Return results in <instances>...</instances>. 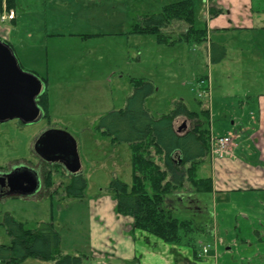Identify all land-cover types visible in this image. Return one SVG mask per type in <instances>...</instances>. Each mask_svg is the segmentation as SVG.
Masks as SVG:
<instances>
[{
  "label": "rangeland",
  "instance_id": "1",
  "mask_svg": "<svg viewBox=\"0 0 264 264\" xmlns=\"http://www.w3.org/2000/svg\"><path fill=\"white\" fill-rule=\"evenodd\" d=\"M178 1L184 0H15L16 19L14 22L0 21V35L7 36L6 43L22 69L43 81L47 113L36 123L23 124L19 120L0 123V194L8 189L4 175L9 171L19 166H38L40 158L34 151V144L43 132L50 129L67 132L75 139L81 160L80 175L87 181V188L83 199L69 200L65 196V187L71 181L69 175L62 167L40 164L42 177L40 175L36 194L0 199V245L8 246L12 242L3 224L6 215L22 222L27 229H36L41 222L53 223L61 236L63 252L84 255L85 264H119L121 262L116 257L126 260L132 253L131 245L134 242L142 244L136 236L125 232V238L121 235V239L115 231L106 244H119L123 248L120 257L107 253L104 258L96 250L100 244H105L115 222L109 221L113 218L111 203L116 202L110 191L111 182L118 179L129 187L133 182L131 147L128 143L114 142L98 127L107 114L125 107L133 91V80H148L155 85L156 91L145 104L154 118L170 114L177 101H183L193 112L214 107V112L211 110L214 114L212 126L208 122L206 128L210 130L212 127L218 136L228 132L234 135L238 131L239 139L228 136L231 138L228 150L244 165L256 167V172L247 170L243 173L247 177L240 176L243 181H250V174L257 175L258 179L251 183L258 187L263 185V175L258 171L259 167L264 168V143L263 148L255 146L249 137L264 130V120L260 117L264 108L258 96L260 93L264 96V0L253 6L254 26L232 29L228 21L233 20L231 16L224 19L226 30L220 31L214 26L222 21L217 17L228 13L235 17L238 8L242 11L245 6L239 3L213 6L210 0H191L195 7L196 27L206 30L207 38L213 43L227 48V58L220 64L211 63L205 48L207 41L166 46L159 43L155 34H132V25L141 18L162 13L167 6ZM212 9L223 12L212 17ZM4 12L10 11L5 9ZM242 20L248 21L245 13ZM184 32L185 26L181 23H172L163 31L172 37ZM210 75L211 82L208 81ZM201 80H204L203 84ZM208 84L209 95L200 97ZM195 123L180 117L175 120V126L180 124L179 133L190 130ZM240 125H243L241 132ZM236 141L241 151L239 154L234 153ZM48 170L52 171L54 183L49 191L43 184L44 173ZM211 174L212 161L207 155L200 164L198 177L209 178ZM49 194L54 195V199ZM258 194L230 197V204L224 207L227 210L219 208L218 221L226 222L222 230L231 231L229 239L251 236L256 244L258 237L254 231L264 226V211L259 207L261 202L264 205V193ZM171 196L192 200L196 193L186 183L184 190ZM199 196L203 207L191 204L195 206L188 205L187 210L177 201L176 207H172L176 218L194 222L198 230L193 236L196 249L202 251L203 245L209 243L212 249L208 256L204 255L205 259L216 254L215 260L228 264H234V260L236 264H250L241 262L247 257L244 250H249L242 242H236L232 251L227 249H231L230 243L217 251L218 244L215 247L205 231L207 228L213 231L211 210L221 203L207 193ZM97 201L104 202L102 210L105 213L97 211L100 205ZM165 207L169 208V202ZM98 213L105 217L104 221L98 219ZM107 221L110 225H105ZM21 264L53 262L28 258Z\"/></svg>",
  "mask_w": 264,
  "mask_h": 264
},
{
  "label": "trees",
  "instance_id": "2",
  "mask_svg": "<svg viewBox=\"0 0 264 264\" xmlns=\"http://www.w3.org/2000/svg\"><path fill=\"white\" fill-rule=\"evenodd\" d=\"M15 5V0H0V17L5 9L15 10ZM210 12L215 17L223 10L212 9ZM172 23H181L185 32L177 37L164 34ZM131 32L155 34L159 43L166 46L208 40L207 31L196 27L195 7L191 0L172 3L162 13L141 18L132 25ZM226 53L225 46L211 42V63L220 64ZM155 91L151 81L133 80V91L125 107L110 112L100 121L98 128L103 133L110 135L114 142L128 143L132 150V186L114 179L110 191L117 203V213L133 220V233H146L166 244L187 247L192 250L193 257L199 259L200 253L193 240L198 231L194 222L179 220L165 203L169 196L184 190L186 183L196 194L212 190L210 178L198 177V167L210 154V130L206 128L210 123V112H191L183 101H177L170 114L154 118L145 104ZM39 105L47 113L46 91L40 97ZM179 117L196 123L189 131L178 133L175 120ZM44 175V188L49 191L54 187L52 171L48 170ZM70 180L65 187V196L69 200L83 199L87 188L84 176H72ZM49 197L54 199V195L49 194ZM3 224L12 242L8 246L0 245V264H21L28 258L53 264H85L84 255L63 252L61 236L53 223L41 222L36 229H27L22 222L6 215Z\"/></svg>",
  "mask_w": 264,
  "mask_h": 264
},
{
  "label": "crops",
  "instance_id": "3",
  "mask_svg": "<svg viewBox=\"0 0 264 264\" xmlns=\"http://www.w3.org/2000/svg\"><path fill=\"white\" fill-rule=\"evenodd\" d=\"M204 1L205 0H203V2ZM259 1H261V0H210V2L212 3L213 6H222V4L224 6H228L229 3H231V4L239 3L240 6H245L242 11L240 8H238V10L235 14V17L233 15H231L230 13H228L226 15H222V14L219 15L217 18L221 19L222 21L214 25L216 28V31L226 30L227 22L225 23L224 19L225 18L228 19L231 16H232L233 20L232 21L228 20V21L231 23L232 29L233 28L241 29V28L247 27V26H254V24L252 22V19L254 18V14H253L254 7L253 6H255V4L258 3ZM224 2H226V3H224ZM231 4H230V6H233ZM244 13L248 16V21L242 20V17H244ZM251 14H253V17H251L249 19V15H251ZM233 21H235V23ZM1 30L2 29H0V31ZM208 35H209V32H208ZM6 37L7 36L0 35V38L3 41L8 42ZM211 42L212 41L208 38L206 45H205V48H206L207 54H209V57H210V44H211ZM226 50H227V48H226ZM227 54H228V51L226 53V58H227ZM226 58L221 63H223L226 60ZM211 72L213 73L212 69H211ZM212 73H211V75H212ZM211 75L209 76L210 81H212ZM203 82H204V80H201V83H203ZM258 96H259V100H260V105L262 108H264V96L261 93L258 94ZM242 105H244V103ZM211 110H212V112H214V107H213V109L211 106L209 108L210 121L212 123V118H213L214 114L211 113ZM191 112H193V111H191ZM223 112H224L223 115H225L226 114L225 111H223ZM260 117L264 120V109H262ZM180 118H185V117H180ZM263 124H264V122H263ZM232 125L233 126L235 125L234 121H232ZM242 128H243V125H240V132H241ZM262 128L264 129V125H262ZM186 131H189V129L185 130L184 132H186ZM212 135L218 137V135H215L213 133V131H212ZM223 136L224 137L225 136H231L233 138L235 137V139H239V137L241 135H240V133H238V131H235L234 135H232L231 133L228 132L224 135H220V137H223ZM262 138L264 139V130L254 132L253 135H250V137H249V139H252L254 141L255 146H260L263 148L262 143H264V140H261ZM236 146H237V148L234 149V153H235V151H236V154L241 153V151H239L240 148L237 144V141H236ZM208 156H210L211 161H212V174L209 177L211 179V182H212V190L207 192V194L212 195L214 201H216V202L219 201L221 203V205L216 204L215 206H213V210H211V212H212L211 221H214V229L211 232L210 231L211 229L207 228L205 232L207 234H209L210 240L212 239V241L215 244H218V247H217L218 250L217 251L221 250L223 246H227L228 243H230L231 249H229V248H227V249L232 251L234 249V245L236 244V242H238V243L242 242L243 243L242 245H245V248H249V250H244V252L247 253L248 258L247 257L243 258L241 260V262L242 261H248V262H250V264L251 263L252 264L253 263L264 264V226H261L260 229H257L254 231L258 237L256 244H254L252 239H251V236L245 237L243 239H239L238 237L235 236V240L229 239V237L231 236L230 235L231 231L229 229L222 230V226H224L223 224H225L226 222L224 220H222V223L220 221H218L219 220V213H218L219 208L220 207H222V208L227 207V205L230 204V197L239 196V195H248V194L260 195L258 193H264V168L259 167L258 173H262V175H263V177H261V179H262L261 182L263 185H261V187H258L256 184L251 183V182L258 179L259 176L254 175V174L253 175L250 174V178H251L250 181H249V179L248 180L246 179L243 181L242 176H240L242 174L245 177L246 175L243 173L244 172L246 173L247 170H253L256 172V167L252 166L253 168H249V166H247L246 164L244 165V163L241 160L237 159V157L234 155L232 158L227 157V158H223V159H218L216 161H214L215 159L213 158L211 153ZM178 159H179V157H178ZM42 162L43 161L41 159H39L38 166H34L36 170L41 169V168H39L40 167L39 165ZM51 166L52 165H50V167ZM198 169H200V166L198 167ZM234 176H235V178H233ZM41 177H42V175H41ZM0 199H2V198H0ZM99 199L102 200L103 198H99ZM111 199H112L111 201L114 200L113 198H111ZM199 199H200L199 194H196V198L192 199V200L184 199L182 196H175V197L169 196L166 199V202H169V208L170 209H172V207L173 208L176 207V201H177L178 203H181L180 205H182V207L189 210L188 205H190V206H195V205L202 206ZM97 202H98L97 205L100 204L98 206L100 210L98 209L97 211L99 213H102L101 210L104 206L103 205L104 202H102V201H97ZM95 203H96V200H95ZM191 204H195V205H191ZM250 207L254 208L253 205H251ZM259 207H260L261 211H264L263 202H261ZM223 210L226 211L227 208H224ZM102 211L104 212V210H102ZM200 212H201V210H200ZM99 213H98V217H99L98 219H100V221H101V219H103V221H104L105 217L100 216ZM173 213H174V211H173ZM222 214H223V212H222ZM110 215H111V217H113L111 220H109L110 223L115 221L114 225L112 226L113 230L110 232L109 237L105 238V240H104L105 244H100L98 246V248H96V250L99 251V254L104 256V258H107V256H106L107 253H114L112 256H116L119 254V257H120V252L122 251L123 248H121L119 244H116V242L113 244L111 243L110 245L106 244L107 242L110 241L109 240L110 236L115 235V231H116L118 237H120L122 235V237L125 238V236H126L125 232H126V234L127 233L131 234L133 237L136 236L139 241L142 240V244H136L134 242L133 245H131V246H133L131 249L132 253L128 259L123 260L121 257L115 258L121 263L125 262V264H228L225 261L215 260L214 256L216 254L212 255V258L208 257L205 259V256L201 254L202 251H199V253H200L199 259H195L193 257V254H192V250L187 248V247H180V246L178 247V246H172V245L166 244L163 241H161L155 237H151V236L147 235L146 233H141V232L133 233V230H132L133 220L130 217H124V216H121L117 213V203L116 202L111 203ZM238 215H240V214H238ZM261 215H263V214H261ZM112 220H114V221H112ZM107 224L110 225L108 221L105 223V225H107ZM207 226H209V225H207ZM232 235H234V234L232 233ZM125 241L128 242L129 240L126 239ZM221 244H223V245H221ZM209 254H210V252L207 254V256ZM230 262H231V260H230ZM233 262H234V264L237 263L236 260H234ZM121 263H119V264H121ZM100 264H108V262L107 263L102 262Z\"/></svg>",
  "mask_w": 264,
  "mask_h": 264
},
{
  "label": "water",
  "instance_id": "4",
  "mask_svg": "<svg viewBox=\"0 0 264 264\" xmlns=\"http://www.w3.org/2000/svg\"><path fill=\"white\" fill-rule=\"evenodd\" d=\"M44 88L43 81L24 71L12 48L0 40V123L19 120L23 124H31L44 118V110L39 105ZM179 126L176 125L178 133ZM34 151L43 162L61 165L71 176L80 175L78 146L69 133L56 129L43 132L35 141ZM4 177L8 192L0 198L30 197L40 187V175L35 167L19 166Z\"/></svg>",
  "mask_w": 264,
  "mask_h": 264
},
{
  "label": "built area",
  "instance_id": "5",
  "mask_svg": "<svg viewBox=\"0 0 264 264\" xmlns=\"http://www.w3.org/2000/svg\"><path fill=\"white\" fill-rule=\"evenodd\" d=\"M15 18V13L13 11L9 12V13H4L3 16L1 17V21L5 22L8 20H12ZM206 92H204L203 94H200V97H203L206 94L210 93V86L209 88L205 89ZM231 143V138L230 137H217L211 134L210 136V152L211 155L213 156L214 159H223V158H232L233 157V153L228 150L229 146ZM212 248V245L208 244L206 246H204L203 248V253L204 254H208V252L210 251V249Z\"/></svg>",
  "mask_w": 264,
  "mask_h": 264
},
{
  "label": "flooded vegetation",
  "instance_id": "6",
  "mask_svg": "<svg viewBox=\"0 0 264 264\" xmlns=\"http://www.w3.org/2000/svg\"><path fill=\"white\" fill-rule=\"evenodd\" d=\"M41 164H44L45 166H49V167H50V164H48V163H46V162H42ZM32 167H34V166H32ZM38 172H39V175H41V169L38 170ZM5 181H6V180H5ZM6 183H7V181H6ZM7 192H8V189L5 190V191H3V192H2L3 194H0V196H4V194L7 193ZM1 198H2V197H1Z\"/></svg>",
  "mask_w": 264,
  "mask_h": 264
}]
</instances>
